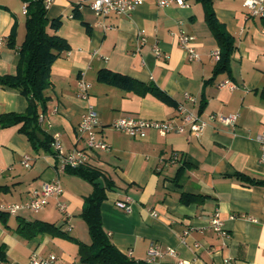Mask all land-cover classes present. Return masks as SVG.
<instances>
[{
    "label": "crops",
    "instance_id": "1",
    "mask_svg": "<svg viewBox=\"0 0 264 264\" xmlns=\"http://www.w3.org/2000/svg\"><path fill=\"white\" fill-rule=\"evenodd\" d=\"M78 1L84 5L77 6ZM87 1L52 0L47 8L48 20L59 19L57 29L48 30L63 38L67 49L51 67L52 85L38 112V139L58 134L65 150L83 146L78 126L87 101L78 94L81 78L90 83L88 100L101 125L123 116L180 122L183 105L207 122L199 137L189 131L150 129L143 138L112 128L99 131L109 149L90 152L82 167L97 169L114 183L101 203L105 232L136 260H146L156 245L174 250L157 263L223 264L230 258L233 264H264V184L253 182L264 180V146L256 138L264 127L263 16L250 15L244 0H212L235 46L227 69L217 70L212 51L219 44L201 1L158 7L145 0L128 16L105 18L94 14ZM23 5V0H0V35L6 38L0 45V77L18 69L26 33ZM180 28L195 37L199 59L188 60L180 47ZM140 31L146 37L141 45ZM224 81L236 87H220ZM186 92L192 100L185 99ZM28 104L18 88L0 83V115L24 113ZM232 113L238 115L233 126L210 118ZM20 126H0V210L28 199L42 182L58 180L67 212L59 211L51 198L34 218L21 214L27 209L8 213L6 222L0 221L7 260L26 264L34 256L54 253L61 264H81L78 244L91 240L80 213L95 186L75 172L59 171L51 141L32 146ZM24 155L31 158L29 167L21 163ZM126 196L130 212L115 205ZM216 210L226 237L210 227ZM20 220L54 223L61 232L26 238L16 231Z\"/></svg>",
    "mask_w": 264,
    "mask_h": 264
},
{
    "label": "trees",
    "instance_id": "2",
    "mask_svg": "<svg viewBox=\"0 0 264 264\" xmlns=\"http://www.w3.org/2000/svg\"><path fill=\"white\" fill-rule=\"evenodd\" d=\"M23 1L27 4L26 33L18 50L20 55L18 69L15 74L1 76L0 83L18 88L26 96L29 104L24 113L8 112L1 114L0 126L21 124L19 130L25 134L32 146H37V143L38 145H47L52 141L48 136H45L44 141H40L37 137V133L40 131L38 112L39 108H44L46 105L45 91L52 85V64L62 51L67 49V43L63 38L48 30V27L56 30L59 19L48 20L44 0ZM197 1L204 4L205 19L219 44L220 57L217 61V70H225L235 47L233 36L216 18L212 0ZM8 43H10V39ZM156 94L164 99L161 93L156 92ZM66 170L77 173L95 186L94 192L84 198L80 213L87 225L91 240L88 244L84 242L78 244V256L81 264H179L175 262L149 263L146 260H136L121 252L110 240L102 224L101 203L106 198V188L111 189L114 183L110 179L104 180L102 172L97 169L80 166L76 168L67 167ZM99 178L105 184L101 188L95 182ZM253 182L264 184V180H253ZM8 213L7 210H0V221L5 223ZM16 231L26 238H32L42 233L61 232V229L54 223L40 220H20ZM0 264H9L3 244H0Z\"/></svg>",
    "mask_w": 264,
    "mask_h": 264
},
{
    "label": "built area",
    "instance_id": "3",
    "mask_svg": "<svg viewBox=\"0 0 264 264\" xmlns=\"http://www.w3.org/2000/svg\"><path fill=\"white\" fill-rule=\"evenodd\" d=\"M264 0H244L245 4L249 9L250 15L253 16H264ZM52 0H44L45 7L48 8ZM145 0H88L86 5L93 11L94 14L105 18L109 14L116 15H130L132 11L140 4L144 3ZM158 7H164L171 5L173 3L179 6H185L187 4L186 0H154ZM26 2L23 5V12H26ZM84 5L83 1H78L77 6ZM177 39L180 47L185 51L188 60L199 59L200 55L195 48V37L184 29L180 28L177 32ZM6 38L0 35V45L4 44ZM146 41V37L143 35V31H140L138 43L143 44ZM156 53H160L157 46H155ZM212 55L219 59L220 50L215 49L212 51ZM228 86L230 88H235L236 85L230 81H224L220 83V87ZM89 87L90 83L85 79L81 78L78 82V94L81 98L87 101V104L82 113L79 126H78V140H82L83 146H75L69 150H65L59 135L56 134L52 138L51 145L54 151V157L58 162V170L64 171L67 167L76 168L83 166L89 159L90 152L98 150L109 149V144L105 139L99 137V131L105 128H112L117 131H122L128 135L135 138H143L147 135L148 130L154 129L161 134H167L170 132L183 133L189 131L195 136L199 137L207 125V122L203 120L199 115L186 110L183 105H180V122L175 121V119H145L141 117L134 116H123L114 119L111 123L107 125H101L98 119V113L95 106L88 100L89 98ZM185 99L192 100L193 98L189 93H184ZM237 114L232 113L228 115L223 114H212L210 118H218L225 124L235 125L237 120ZM42 120V116L39 117ZM257 140L264 146V127L257 135ZM178 159V154L174 153L172 155V161ZM21 163L25 167H29L31 164V158L28 155H24ZM63 194V188L58 180L44 181L38 188L31 191L28 199L20 202L13 203L6 207L5 210L13 211L14 213L20 210H31L37 212L41 210L46 204L49 203L51 198L56 199V208L62 213L67 212V204L63 202L60 197ZM115 205L126 211L130 212L132 210V202L129 196L122 199H117ZM210 227L220 234L222 237H226L227 231L224 229L223 221L220 218L219 212L216 210L211 216L209 221ZM146 261L149 263H156L157 258L164 254H174L172 248H167L162 251L156 245H151L148 249ZM26 264H61L58 256L54 253H49L45 256H34ZM223 264H233L230 258H226Z\"/></svg>",
    "mask_w": 264,
    "mask_h": 264
},
{
    "label": "rangeland",
    "instance_id": "4",
    "mask_svg": "<svg viewBox=\"0 0 264 264\" xmlns=\"http://www.w3.org/2000/svg\"><path fill=\"white\" fill-rule=\"evenodd\" d=\"M21 214H24L25 216H28L29 218H34L36 215L34 212L32 211H20ZM9 213H12L14 214L13 212H9Z\"/></svg>",
    "mask_w": 264,
    "mask_h": 264
},
{
    "label": "water",
    "instance_id": "5",
    "mask_svg": "<svg viewBox=\"0 0 264 264\" xmlns=\"http://www.w3.org/2000/svg\"><path fill=\"white\" fill-rule=\"evenodd\" d=\"M95 182L98 183L100 187L103 186V181L101 178L97 179Z\"/></svg>",
    "mask_w": 264,
    "mask_h": 264
},
{
    "label": "bare ground",
    "instance_id": "6",
    "mask_svg": "<svg viewBox=\"0 0 264 264\" xmlns=\"http://www.w3.org/2000/svg\"><path fill=\"white\" fill-rule=\"evenodd\" d=\"M179 112H180V107H179ZM7 211H9V212H13V211H10V210H7ZM14 213V212H13Z\"/></svg>",
    "mask_w": 264,
    "mask_h": 264
}]
</instances>
